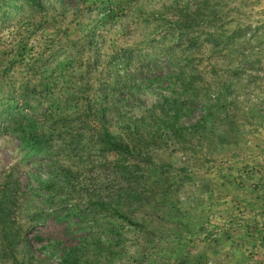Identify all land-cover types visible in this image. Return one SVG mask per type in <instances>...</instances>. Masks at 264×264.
I'll use <instances>...</instances> for the list:
<instances>
[{"label":"rangeland","instance_id":"rangeland-1","mask_svg":"<svg viewBox=\"0 0 264 264\" xmlns=\"http://www.w3.org/2000/svg\"><path fill=\"white\" fill-rule=\"evenodd\" d=\"M0 264H264V0H0Z\"/></svg>","mask_w":264,"mask_h":264},{"label":"trees","instance_id":"trees-1","mask_svg":"<svg viewBox=\"0 0 264 264\" xmlns=\"http://www.w3.org/2000/svg\"><path fill=\"white\" fill-rule=\"evenodd\" d=\"M30 2H34V0H29ZM26 100V99H25ZM26 102V101H25ZM17 105H15V107H11L9 113L11 111H13V114L7 115L6 117V122H8V124L11 125L13 124V121L17 120V118H21L24 117L26 118L27 115H25V113L23 112V108H16ZM25 106H29L27 105V103H25ZM32 124L34 125V123L32 122ZM30 127L32 126H28L25 125L23 126L22 124H20L19 126L16 127V129L14 130V132L19 133L20 137L21 134H23L25 132V130H29ZM28 128V129H27ZM9 128H6V130H8ZM44 134L39 132L38 129H36L35 131V136L31 135V139L35 142V145L38 146L42 143V138H43ZM22 139V138H21ZM105 139L108 140V144L110 147L111 152L117 153V154H121L124 150L125 151H131L129 146H124L122 143L117 142V138L112 134H106L105 135ZM25 141V139H24ZM37 155H40L39 153ZM41 156V155H40Z\"/></svg>","mask_w":264,"mask_h":264}]
</instances>
